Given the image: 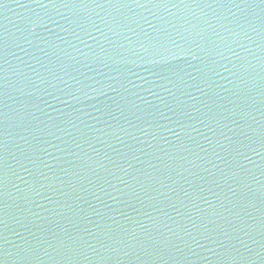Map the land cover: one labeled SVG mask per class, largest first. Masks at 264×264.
<instances>
[{"label":"water","instance_id":"obj_1","mask_svg":"<svg viewBox=\"0 0 264 264\" xmlns=\"http://www.w3.org/2000/svg\"><path fill=\"white\" fill-rule=\"evenodd\" d=\"M140 4L0 0V264H264V0Z\"/></svg>","mask_w":264,"mask_h":264},{"label":"snow or ice","instance_id":"obj_2","mask_svg":"<svg viewBox=\"0 0 264 264\" xmlns=\"http://www.w3.org/2000/svg\"><path fill=\"white\" fill-rule=\"evenodd\" d=\"M134 2L140 4V0H134ZM149 2H152V0H149ZM141 7H143L144 5L143 4H140ZM114 20L116 19L115 17L113 18ZM92 24L94 25L95 22L92 21ZM81 27H83V25H81ZM240 79L243 80V76H240ZM3 158L2 156H0V194H2V187L3 185L5 184V180H4V177H3ZM23 198L27 199L28 197L25 195ZM4 223V220L2 217H0V224H3ZM210 223H215L214 221H210ZM205 228H207V225H205ZM262 228H264V222H262ZM189 235H192L191 233H188ZM228 234L225 233V236H227ZM195 238V237H194ZM207 239H214V237L211 235V233L209 232V234L206 236ZM219 243H223L221 241H217ZM77 243L76 241H73V244L71 246H69L68 244H64L63 245V251L61 249H57V252L58 254H68V253H71V254H76V255H79L80 252H81V249L77 246ZM153 245L155 247V250L157 252H161V247L159 246L158 243L156 242H153ZM31 251L33 253H35L36 249L35 248H32ZM233 259H235V257H233Z\"/></svg>","mask_w":264,"mask_h":264}]
</instances>
